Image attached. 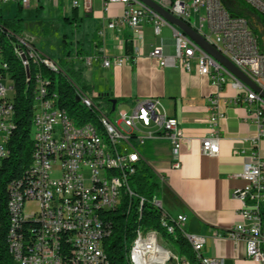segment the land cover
Here are the masks:
<instances>
[{
	"label": "built area",
	"instance_id": "obj_1",
	"mask_svg": "<svg viewBox=\"0 0 264 264\" xmlns=\"http://www.w3.org/2000/svg\"><path fill=\"white\" fill-rule=\"evenodd\" d=\"M13 1L28 6L32 1L44 0H0V5ZM164 8L182 20L189 22L207 41L212 43L226 58L248 75L264 90V49L258 36L253 32L250 22L243 16L228 11L223 0H156ZM251 8L264 15V0H244ZM74 6L78 0H72ZM110 3L125 6L120 20L129 23L132 30L139 28L147 19L159 34L163 25L170 24L159 13L140 0H104L107 10ZM197 15L193 24L191 18ZM113 20L108 27L113 29L120 22ZM12 33V41L7 45H20L23 56L33 62L36 70V89L31 137L33 148L27 168H35V175L23 176L8 184V197H3L0 189V231L6 230L8 253L16 264H110L105 251L104 240L111 235L113 224L111 214L128 200L130 210L137 201L136 212L140 214V205L146 199L132 187L131 182L141 165L142 155L138 145L147 138H168L174 155L189 139L184 137L176 118L170 116L157 98L136 100L131 110L115 111L108 107L105 112L94 98L88 96L80 87L79 99L86 108L98 109V114L109 126V132L116 137L118 159L123 160V187L114 186V176L107 169L104 147H97L96 133L87 124L81 129L69 127V120L75 116L65 114L59 105V94L51 91V80L44 74L59 73V64L45 56L35 44V38L23 31ZM134 54L140 52L137 42L142 35H134ZM174 50L166 53L162 47H155L150 56L157 59L161 66L181 65L187 72L192 69V61L197 63L198 71L211 78L213 84L223 87L227 79L236 89V95L229 99L234 104L254 105V120L259 126V134L254 139H264V98L258 92L243 83L223 65L216 62L202 47L179 29H174ZM1 42V37H0ZM5 48H0V166L9 155V141L15 127L14 80L10 72L9 61L3 57ZM100 53L85 57L83 62L91 66ZM105 67L121 66L133 61V55L102 57ZM8 84V85H7ZM222 100L213 97L210 101V133L201 139L202 151L214 156L220 151V136L216 126L224 117ZM174 168L180 167L176 159ZM244 180L234 195L240 202V220L235 223L227 236L235 242H244L247 257L264 260V155L255 151L240 173ZM163 182V178H160ZM159 192V191H158ZM158 192L150 201L159 214L160 226L169 232L189 233L183 223L185 214L172 215L164 209ZM34 201L36 207L29 212L28 203ZM40 219V226L29 227L19 234V241L10 240V230H15L19 220ZM165 218L177 219V226L165 225ZM130 252L129 264L141 252L160 243V231L145 229L138 225ZM197 248L202 249L205 237L190 233ZM70 241H78V248H70ZM176 259L177 264H188L185 257L173 255L166 249L160 261H148L145 264H165ZM213 264H223L221 258L206 257Z\"/></svg>",
	"mask_w": 264,
	"mask_h": 264
},
{
	"label": "crops",
	"instance_id": "obj_2",
	"mask_svg": "<svg viewBox=\"0 0 264 264\" xmlns=\"http://www.w3.org/2000/svg\"><path fill=\"white\" fill-rule=\"evenodd\" d=\"M15 5L17 12H33L35 15L46 7L56 20L77 26L76 56L78 50L82 51L79 54L81 61L100 53L101 57L88 66V71L95 72V75H89L91 81L80 86L88 96L107 100L111 110V100L115 99L116 112H129L141 98L161 101L166 112L177 119L184 137L189 139L183 143L177 158L168 138H147L138 145L141 164H147L159 178H163L158 196L164 209L172 215L185 214L184 229L205 237L204 256L221 258L223 264H264V260L247 257L244 242H235L227 236L240 220L241 204L234 193L244 184L240 177L243 166L255 151L264 155V139L254 141L260 130L254 120L255 106L229 102L236 95L231 79H227L223 87L213 84L209 76L199 73L195 60L189 72L179 64L161 66L150 52L155 47H162L166 53L172 52L176 27L163 25L160 33L155 34L154 26L145 19L139 28L132 30L127 21L120 20L125 13L123 4L110 3L107 10L104 0H78L77 6L72 0ZM193 17L197 18V15ZM193 17L191 22L194 24ZM116 19L120 22L110 29L109 23ZM137 34L142 35L137 42L141 50L134 54L136 41L133 37ZM86 43L92 46L91 50ZM121 55H133V61L111 67L102 64L104 56ZM213 97L223 101L224 117L216 126L220 151L207 156L202 151L201 139L210 133L209 105ZM176 159L180 162L179 168L173 166Z\"/></svg>",
	"mask_w": 264,
	"mask_h": 264
},
{
	"label": "trees",
	"instance_id": "obj_3",
	"mask_svg": "<svg viewBox=\"0 0 264 264\" xmlns=\"http://www.w3.org/2000/svg\"><path fill=\"white\" fill-rule=\"evenodd\" d=\"M241 4L242 8L236 6ZM226 8L233 15L243 16L249 21L257 20L263 28L260 30L254 28L253 32L258 36L259 43L264 49V15L251 8L243 0L225 1ZM24 17L22 11L14 17L4 15L0 7V48H5L3 57L9 61L10 72L14 80V108H15V127L12 131L9 141V155L0 166V189L3 197H8V184L11 181L21 179L26 175L28 164L30 163L33 142L31 137L32 117L34 112V77L33 74L36 66L30 62L29 74L31 79L27 80V74L22 66L19 58L13 52L12 46L8 44L10 41L6 38V32L13 31L15 33L23 30ZM11 49H10V47ZM66 40H64V48L66 50ZM130 48V47H128ZM79 57L80 50L77 51ZM44 74L51 80L50 89L59 94V105L65 108L71 116L78 117L76 122L88 121L95 116L93 110L83 108L80 102L76 101V84L68 80L67 73L60 71L58 73V83L56 82L57 73L48 72L46 69ZM84 89V87L82 88ZM95 98V97H94ZM131 185L133 189L146 199L141 215L136 212L137 201H134L130 210L128 209V200L111 214L113 230L110 236L104 240V251L110 260V264H129V252L134 238L136 237V227L138 225L145 229L154 228L163 234L168 235L160 226L159 214L153 204L150 202L153 196L161 189V182L158 175L147 164L139 165L136 175L133 177ZM21 223L22 231H28L27 227H38L37 223ZM170 236V235H169ZM180 247L182 257H185L190 264H200L199 259L190 246L189 242L179 235L176 239ZM6 230L0 231V264H16L13 262L6 244ZM72 248V247H70Z\"/></svg>",
	"mask_w": 264,
	"mask_h": 264
},
{
	"label": "rangeland",
	"instance_id": "obj_4",
	"mask_svg": "<svg viewBox=\"0 0 264 264\" xmlns=\"http://www.w3.org/2000/svg\"><path fill=\"white\" fill-rule=\"evenodd\" d=\"M243 2L245 1L243 0ZM235 3L237 7L242 8L241 4ZM0 7L7 17H14L18 13L13 1L1 4ZM22 15L24 17V30L22 31L30 37L35 38L36 46L45 56L59 64L61 70L67 73L69 81L75 83L77 86H83L85 82L91 81L89 75H95V72H89L88 68L90 67L86 66L85 63L76 56V47L79 40L77 26L74 24H64L62 20H56L54 14L48 12L46 7L39 15H35L33 12H23ZM196 19L197 18L193 17L194 21H196ZM64 35H66V50L64 48ZM86 45H88L89 50H91L92 46L89 43H86ZM69 54L71 57H68ZM58 79L57 73V83ZM95 102L98 103L105 112L108 111L107 100L95 98ZM95 119L96 118L93 117L89 120L95 121ZM74 123L77 124L76 121H74ZM34 207H36L34 201L28 203L29 212L32 211ZM159 237L160 244L164 248L170 250L173 255L182 257L179 244L175 240L174 235L169 236L160 232ZM184 238L186 239V237ZM165 264H177V261L176 259H172Z\"/></svg>",
	"mask_w": 264,
	"mask_h": 264
},
{
	"label": "bare ground",
	"instance_id": "obj_5",
	"mask_svg": "<svg viewBox=\"0 0 264 264\" xmlns=\"http://www.w3.org/2000/svg\"><path fill=\"white\" fill-rule=\"evenodd\" d=\"M1 29V27H0ZM6 38H8L10 41H12V33L10 31L6 32ZM13 52L17 55L19 58L22 66L24 67L26 74H27V80H30V74H29V61L26 56H23L22 50H20V45H11ZM10 47V46H9ZM11 49V47H10ZM34 91L36 89V77H34ZM76 87V94L79 98L80 94V87ZM79 102L81 103V106L84 108V102L79 99ZM34 108H36V100L34 101ZM86 108V107H85ZM89 110H93L95 112V121H80L74 123V120H69V127H72V129H81V124H87L90 126L91 130H94V133H96V142L97 147H104V156H106V166L107 169L111 170V176H114V186L116 187H123V160L118 159V152H113V149H116V137L111 132H109V126L106 122V119L103 118L102 114H98V109L96 108H88ZM62 111H65V114H69V112L62 108ZM76 117V116H75ZM78 117H76L77 120ZM27 176H33L35 175V168H28L25 172ZM143 206L140 205V214L143 211ZM32 222L37 223L40 226V219L35 218H26L19 220V223L16 224L15 230H10V240L11 241H19V234H22V225L21 223H30ZM31 223V224H32ZM165 225L170 226H177V219L174 218H165ZM35 227V226H34ZM29 229V227H27ZM136 235H137V229H136ZM168 235L175 236V239L180 235V232H178V229H171L168 232ZM182 236L186 237L187 241L189 242L190 246L196 253L200 264H213L212 262L206 261V256H204L202 253H200V249L197 248V243L190 237V233H181ZM70 247L72 248H78V241H70ZM166 248H164L160 243H157L156 246L141 250L140 253H138L135 258L132 259V264H145L148 263V261H160V256L165 254ZM188 264L189 261H188Z\"/></svg>",
	"mask_w": 264,
	"mask_h": 264
},
{
	"label": "water",
	"instance_id": "obj_6",
	"mask_svg": "<svg viewBox=\"0 0 264 264\" xmlns=\"http://www.w3.org/2000/svg\"><path fill=\"white\" fill-rule=\"evenodd\" d=\"M144 4L151 7L157 13H159L163 18H165L170 24L174 25L177 29L183 32L185 35L189 36L193 41H195L200 47H202L216 62L223 65L227 70H229L233 75L239 78L243 83L247 84L250 88L258 92L264 98V90L257 85L248 75H246L241 69H239L235 64H233L228 58H226L212 43L207 41L205 37L200 34L195 28H193L189 22L182 20L181 18L174 15L171 11L164 8L156 0H140ZM229 1V0H225ZM252 29L258 28L262 29L263 26L257 21H249ZM79 102V98H76ZM112 108H115L116 100H111Z\"/></svg>",
	"mask_w": 264,
	"mask_h": 264
}]
</instances>
